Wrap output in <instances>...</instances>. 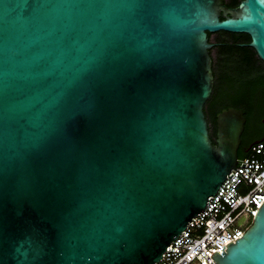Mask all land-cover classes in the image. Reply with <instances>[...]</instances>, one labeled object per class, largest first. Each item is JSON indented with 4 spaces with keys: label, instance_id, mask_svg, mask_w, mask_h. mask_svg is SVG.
<instances>
[{
    "label": "water",
    "instance_id": "1",
    "mask_svg": "<svg viewBox=\"0 0 264 264\" xmlns=\"http://www.w3.org/2000/svg\"><path fill=\"white\" fill-rule=\"evenodd\" d=\"M219 32L264 63V0H0V264L161 262L239 159L243 111L215 144L204 114ZM226 247L264 264V201Z\"/></svg>",
    "mask_w": 264,
    "mask_h": 264
},
{
    "label": "built area",
    "instance_id": "2",
    "mask_svg": "<svg viewBox=\"0 0 264 264\" xmlns=\"http://www.w3.org/2000/svg\"><path fill=\"white\" fill-rule=\"evenodd\" d=\"M235 170L155 264H215L211 255L226 253V245L241 239L264 201V139L238 159Z\"/></svg>",
    "mask_w": 264,
    "mask_h": 264
},
{
    "label": "trees",
    "instance_id": "3",
    "mask_svg": "<svg viewBox=\"0 0 264 264\" xmlns=\"http://www.w3.org/2000/svg\"><path fill=\"white\" fill-rule=\"evenodd\" d=\"M227 8H237L243 0H229ZM216 36L214 58L217 72L214 75V87L210 99L204 106L205 119L208 124L209 137L213 144L216 139L215 116L223 109L235 108L250 113L251 93L254 89L264 88V63L249 46L250 38L245 34L219 32ZM212 59V60H213ZM245 152L239 156V159Z\"/></svg>",
    "mask_w": 264,
    "mask_h": 264
},
{
    "label": "flooded vegetation",
    "instance_id": "4",
    "mask_svg": "<svg viewBox=\"0 0 264 264\" xmlns=\"http://www.w3.org/2000/svg\"><path fill=\"white\" fill-rule=\"evenodd\" d=\"M229 3V0H223ZM212 38V37H211ZM210 38V42H212ZM216 42H212L211 55L214 58L216 52ZM211 58V59H213ZM215 59L212 60V72L215 75L217 72ZM251 110L247 115L244 113L246 119L244 131L241 136V143L238 150V155L241 156L254 143L264 139V88L254 89L251 93Z\"/></svg>",
    "mask_w": 264,
    "mask_h": 264
},
{
    "label": "rangeland",
    "instance_id": "5",
    "mask_svg": "<svg viewBox=\"0 0 264 264\" xmlns=\"http://www.w3.org/2000/svg\"><path fill=\"white\" fill-rule=\"evenodd\" d=\"M211 40H212V42H214L216 40V36L215 35L212 36ZM212 42H210V44H212Z\"/></svg>",
    "mask_w": 264,
    "mask_h": 264
}]
</instances>
